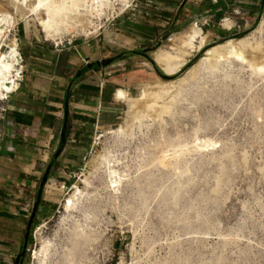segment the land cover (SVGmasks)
Segmentation results:
<instances>
[{
    "label": "rangeland",
    "instance_id": "374dc122",
    "mask_svg": "<svg viewBox=\"0 0 264 264\" xmlns=\"http://www.w3.org/2000/svg\"><path fill=\"white\" fill-rule=\"evenodd\" d=\"M127 6L95 20L101 31L89 37L53 43L31 19L2 42L7 52L26 35L60 48L99 38L125 87L80 170L65 185L44 183L46 217L28 239L0 230V264H264V71L247 63L264 64V16L217 40L195 23L160 25L146 0ZM193 26L208 42L190 49ZM229 40L246 60L203 61ZM143 90L157 97V113H142L144 99L116 98ZM14 91L0 92V115ZM76 187L83 195L67 211Z\"/></svg>",
    "mask_w": 264,
    "mask_h": 264
},
{
    "label": "crops",
    "instance_id": "0c3cea01",
    "mask_svg": "<svg viewBox=\"0 0 264 264\" xmlns=\"http://www.w3.org/2000/svg\"><path fill=\"white\" fill-rule=\"evenodd\" d=\"M147 7L162 26L197 22L217 40L264 16V0H152ZM18 42L22 81L0 115V230L14 242L27 234L44 178L65 185L80 170L98 133L117 119L115 90L125 87L99 38L59 49L30 35ZM42 217L44 204L35 219Z\"/></svg>",
    "mask_w": 264,
    "mask_h": 264
},
{
    "label": "bare ground",
    "instance_id": "6f19581e",
    "mask_svg": "<svg viewBox=\"0 0 264 264\" xmlns=\"http://www.w3.org/2000/svg\"><path fill=\"white\" fill-rule=\"evenodd\" d=\"M129 4L130 0H9V2H0V8L3 11L0 13V92L6 88L16 91L22 80L24 67H22L23 57L19 51L18 40L15 39L12 42L7 52L4 51L5 45L2 44V42L7 41V36L19 26V23L36 19L39 29L47 41L63 44L71 37L75 38L79 35L89 37L92 31L96 32L100 27L95 24V20L105 16L109 10L116 11L118 5ZM196 26H193L189 36L187 35L188 41L184 43L187 48L194 49L199 38L202 39L203 46L208 42L201 31L196 29ZM219 50H223L224 53L222 54ZM204 56L203 61L211 63L225 59L246 60L247 58L236 40L224 41L217 47L207 50ZM260 58V56L255 57L256 60ZM247 63H250L251 67H255L259 71H264V64L253 63L251 59L247 60ZM185 65L186 61L182 60L180 65L177 66L176 72H180ZM170 84L174 87V82H170ZM116 98L119 100H132L135 105H138L139 101L144 99L147 102V108H143L144 112L142 113L155 114L159 111L157 97L154 93L148 91H140L132 99L128 94L119 91ZM121 133H124V130ZM75 190L76 192L67 202V211L75 206L78 195L82 194L77 187Z\"/></svg>",
    "mask_w": 264,
    "mask_h": 264
},
{
    "label": "water",
    "instance_id": "95a60500",
    "mask_svg": "<svg viewBox=\"0 0 264 264\" xmlns=\"http://www.w3.org/2000/svg\"><path fill=\"white\" fill-rule=\"evenodd\" d=\"M145 56V55H144ZM146 57V56H145ZM164 74V73H163ZM172 77H174V76H168V75H163L162 76V79H164V80H168V79H171ZM46 182H48V177L46 176L45 178H44V180H43V184L40 186V189H39V195L41 196L43 193H44V183H46ZM40 201H41V198L39 197V199H38V201H37V204H36V206H35V211L33 212V214H32V216H31V219H30V221H29V225H28V230H27V235H26V240L28 239V237H29V231H30V228H31V226H32V222H33V220L35 219V217H36V212H37V210H38V208H39V205H40ZM24 248H26V245L24 246Z\"/></svg>",
    "mask_w": 264,
    "mask_h": 264
},
{
    "label": "built area",
    "instance_id": "2783aa9c",
    "mask_svg": "<svg viewBox=\"0 0 264 264\" xmlns=\"http://www.w3.org/2000/svg\"><path fill=\"white\" fill-rule=\"evenodd\" d=\"M137 0H133V2H132V4L129 6L128 5V7H126V9H125V7H124V12H126L127 10H129V9H131V7H132V5H133V3H135ZM146 3L148 4V5H150V4H152V0H146ZM136 7V6H135ZM195 24L196 25H199L197 22H195ZM98 29H99V27H98ZM99 32L101 31V30H98ZM85 41V40H84ZM54 46V48L55 49H59L61 46H64V45H61V46H56V45H53ZM11 95V94H10ZM10 95H8V96H10Z\"/></svg>",
    "mask_w": 264,
    "mask_h": 264
}]
</instances>
